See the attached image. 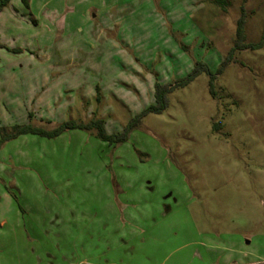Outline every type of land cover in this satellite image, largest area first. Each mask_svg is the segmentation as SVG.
Returning a JSON list of instances; mask_svg holds the SVG:
<instances>
[{"label":"rangeland","instance_id":"374dc122","mask_svg":"<svg viewBox=\"0 0 264 264\" xmlns=\"http://www.w3.org/2000/svg\"><path fill=\"white\" fill-rule=\"evenodd\" d=\"M31 1L0 12V264H264V46L227 61L242 0ZM194 70L121 142L3 140L119 133Z\"/></svg>","mask_w":264,"mask_h":264},{"label":"trees","instance_id":"16d2710c","mask_svg":"<svg viewBox=\"0 0 264 264\" xmlns=\"http://www.w3.org/2000/svg\"><path fill=\"white\" fill-rule=\"evenodd\" d=\"M11 1L12 0H0V12H2L4 8L10 4ZM209 1H212L216 5L220 6L223 10H226L229 4L228 0H209ZM247 1L248 0H242V4L240 6L241 14L236 21V27H235V43L227 55V61L232 60V58H234L235 52L238 50H243V49L255 50L264 46V32L261 40H259L258 42L246 41L245 27L247 22V9L245 4ZM23 2L25 3L26 6H29V0H23ZM3 46L4 45L0 42V47ZM197 72H198L197 70H194L187 78L175 84L157 83L155 90L156 103L151 105L149 108L145 109L144 111H142L140 114H138L134 119H132L129 122V124L124 128V130L119 133H109L107 131L105 120L103 118H92L88 122H77L74 120H68L59 124L53 129H46L42 126H35L31 124L17 125L14 127V132L12 134H6L3 140H5L6 138L17 136L18 134L21 133H33V134L44 135L47 137H55L60 135L65 130L80 128L86 130L94 129L96 131V134L101 139L106 140L110 143L121 142L125 140L129 132L141 122V118L145 114L149 112H155V113L162 112V110H164L168 106L169 93L176 87L185 86L186 84H188L193 79V77ZM213 79L214 78H212L210 81V89L212 93H214Z\"/></svg>","mask_w":264,"mask_h":264},{"label":"crops","instance_id":"0c3cea01","mask_svg":"<svg viewBox=\"0 0 264 264\" xmlns=\"http://www.w3.org/2000/svg\"><path fill=\"white\" fill-rule=\"evenodd\" d=\"M202 1V0H201ZM34 4V0H32L31 1V5H33ZM242 4V3H241ZM241 4H240V6H241ZM209 4H207V6H208ZM206 6V3H204V1L201 3V4H199V7L198 8H202V7H205ZM5 9H6V7H5ZM4 9V10H5ZM199 9V10H200ZM3 10V11H4ZM101 9H97V12H99V13H101V11H100ZM202 10V9H201ZM85 13H87V10L85 11ZM245 31H246V29H245ZM132 238H134V239H136L137 238V236L136 235H132ZM142 242H144V240H142ZM137 245H138V243H136V244H133V249H134V251L136 250V247H137ZM193 255L194 256H200V252H199V250H196V251H194L193 252ZM224 264H259V263H257L256 261H250V260H244V259H242V258H235V260L234 259H232V258H229L228 260H226L225 261V263Z\"/></svg>","mask_w":264,"mask_h":264}]
</instances>
